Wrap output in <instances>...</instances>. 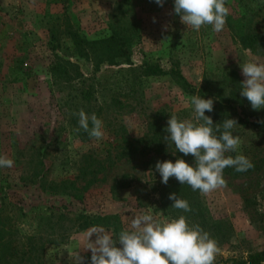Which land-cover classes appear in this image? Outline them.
<instances>
[{
    "label": "rangeland",
    "instance_id": "1",
    "mask_svg": "<svg viewBox=\"0 0 264 264\" xmlns=\"http://www.w3.org/2000/svg\"><path fill=\"white\" fill-rule=\"evenodd\" d=\"M226 6L229 17L237 19L233 31L240 39L227 24L219 33L210 25L199 31L187 27L174 13V0H164L162 7L155 0H0V156L14 161L13 167L0 168V256L14 252L18 257L16 241L38 232L39 264H76L77 253L91 255L84 246L93 229L102 228L116 239L135 215L173 219L164 204L174 187L181 186H175L174 177L163 184L155 170L157 161L175 162L178 157L149 151L107 166L80 199L50 188L51 180L74 174L73 161L81 147L71 123L57 110L59 94L54 97L48 89L50 28L57 31L61 46L69 44L63 33L66 25L87 38L114 32L124 39L132 63L167 69L170 60L176 61L187 82L210 89L204 99L214 103L215 98H229L238 113L241 107L235 106L232 95L241 96V66L251 60L264 63V38L251 46L243 39L252 29L264 32V0H227ZM77 60L83 72L91 69L88 62ZM116 69L99 63L98 101L106 99V89L119 86ZM141 88L136 109L129 111L127 105L125 111H116L128 130L142 131L143 119L155 110L181 120L193 118L192 95L170 76L143 78ZM241 101L248 123L232 131L241 140L237 153L254 166L243 173H223L226 185L207 194L176 191L191 207L185 212L189 225H199L217 242L215 264L264 246V124L254 118L264 119V108L253 110L245 97ZM165 116L160 122L170 117ZM184 160L194 165L191 158ZM77 214L107 219L76 229L69 218ZM97 238L93 233L89 240Z\"/></svg>",
    "mask_w": 264,
    "mask_h": 264
},
{
    "label": "trees",
    "instance_id": "2",
    "mask_svg": "<svg viewBox=\"0 0 264 264\" xmlns=\"http://www.w3.org/2000/svg\"><path fill=\"white\" fill-rule=\"evenodd\" d=\"M236 22L237 19L233 20L232 17H227L226 24L230 30L233 31ZM233 32L232 36L240 39L237 31L235 32L234 30ZM63 33L69 42L65 46L59 44L57 31H53L52 27L50 28L49 49L51 50V58L46 69L49 77L48 89L52 96L59 94L55 99L57 110L63 118L71 123L74 139L81 147L77 149L76 157L73 161L74 174L50 181V188L55 193L59 192L72 198L80 199L82 192L97 180V175L107 166L114 164L118 160L145 154L149 151L164 154L167 158H191L195 163L193 156H185L175 150L171 142H166L163 139L167 135L168 120L161 122L160 120H164L165 115H172L171 113L160 114L159 110L149 113L143 119L144 129L137 132L128 130L124 119L116 111H125L127 105L129 106V111L136 109L138 102L135 99L142 92L141 81L148 76L168 75L183 91L192 96L197 95L202 98L206 97L210 90L209 88L207 89L206 84L195 87L187 82L181 74L176 61L170 60V65L167 69H163L158 64L132 63L128 57L127 45L124 39L114 32L100 38H87L80 35L76 30H72L69 25H66ZM263 38L264 32H257L253 29L243 37L248 46H251L257 40H263ZM61 47L64 50L62 49L60 52L59 48L61 49ZM77 58L88 62L91 69L86 73L83 72ZM101 62H106L109 66H117L116 73H118L121 80L116 90L106 89V99L98 101L97 94L102 90H99L100 86H98L99 82L95 74L99 71V63ZM215 99L217 101L214 102L213 111L205 112V115L211 116L214 124L217 123L222 126L223 120L226 118H234L238 123L237 125L248 123L245 119L246 114L241 101L242 97L238 93L232 95V99L236 103L235 106L241 107L238 113L235 112V107L231 105L229 98L224 100ZM81 109L89 116L95 113L103 121L104 137L102 139L90 138L83 129L77 131L79 118L76 114ZM254 118L256 123L264 124V122H258L264 121L261 116L256 115ZM237 154L235 152L227 153L226 155L235 156ZM223 173L237 174L241 172L228 167L224 169ZM177 184H179L178 181L175 186ZM179 187H174L173 193H176L179 189L184 194H186L185 191H192L187 184H181ZM176 194L178 197L181 196L178 193ZM172 203L173 201L167 199L164 204L169 207L172 218L186 215L185 212L174 209L171 206ZM105 219H107L106 216L77 214L73 220L69 218V221L75 224L76 229H83L89 225H95L98 220ZM16 244H18V248L15 253L19 256L17 257L14 252L7 258L5 255L0 256V264L40 263L41 241L38 232L33 235H27L24 242L17 240ZM13 257H15L14 260H12ZM90 259L91 255L85 254L82 264H89ZM222 261L227 264H260L264 261V246L259 250L247 253L245 256H231Z\"/></svg>",
    "mask_w": 264,
    "mask_h": 264
},
{
    "label": "clouds",
    "instance_id": "3",
    "mask_svg": "<svg viewBox=\"0 0 264 264\" xmlns=\"http://www.w3.org/2000/svg\"><path fill=\"white\" fill-rule=\"evenodd\" d=\"M155 3L162 7L164 0H155ZM226 3L227 0H174V13L195 31L210 25L214 32L219 33L230 15ZM241 69L244 80L240 95L249 101L253 110L264 108V63L251 60ZM189 100L194 108L193 118L181 120L175 114L170 115L167 135L163 139L171 142L175 150L185 156H193L195 163L190 164L182 158L175 162L157 161L155 170L165 185L174 177L193 191L207 194L226 185L225 168L231 167L243 173L254 165L243 154L226 155L237 152L241 145L240 138L232 131L237 121L226 118L222 126L214 124L211 116L205 115L206 111H213L211 98L193 95ZM76 115L79 118L77 131L83 129L96 140L104 137L103 121L95 113L89 116L81 109ZM13 164L12 159L0 156V168H11ZM169 199L173 201L171 206L174 209L191 211L189 202L176 193H170ZM93 233H97L98 238L90 242L89 237ZM87 239L88 244L84 248L91 250L90 264H215L219 253L217 242L210 234L199 225H189L184 215L169 220H159L151 213L135 215L130 227L121 230L116 239L102 228L93 229ZM117 242L120 247L116 246ZM83 259L78 253L74 258L76 264H82Z\"/></svg>",
    "mask_w": 264,
    "mask_h": 264
}]
</instances>
